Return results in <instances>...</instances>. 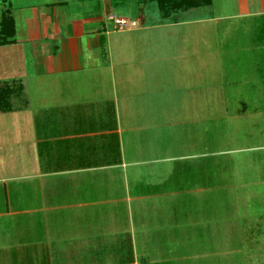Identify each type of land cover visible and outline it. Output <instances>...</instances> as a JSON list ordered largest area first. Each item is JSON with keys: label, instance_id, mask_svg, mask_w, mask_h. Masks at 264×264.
<instances>
[{"label": "crops", "instance_id": "obj_1", "mask_svg": "<svg viewBox=\"0 0 264 264\" xmlns=\"http://www.w3.org/2000/svg\"><path fill=\"white\" fill-rule=\"evenodd\" d=\"M178 1L11 0L16 31L0 46V81L22 103L0 111V187L16 184L15 205L0 204V264H215L233 252L178 245L188 239L184 207L180 190L165 186L178 156L164 133L177 101L151 106L144 95L165 75L150 67L158 59L147 54L148 35L178 27L171 19L202 0ZM242 1L241 18H264V0ZM152 3L169 22L147 24ZM243 52L242 73L258 62ZM24 239L26 251L11 254Z\"/></svg>", "mask_w": 264, "mask_h": 264}, {"label": "rangeland", "instance_id": "obj_2", "mask_svg": "<svg viewBox=\"0 0 264 264\" xmlns=\"http://www.w3.org/2000/svg\"><path fill=\"white\" fill-rule=\"evenodd\" d=\"M10 2L0 0V25L11 12ZM201 2L205 4L171 19L183 21L178 27L148 35L151 47L148 45L147 54L158 59H151L150 67L165 75L158 74L156 83H150V91L144 94L146 102L162 107L177 101L164 122L167 152L178 156V161L168 163L173 174L165 186L180 190L176 200L184 207L180 210L183 237L188 238L177 243L194 254L233 250L221 257V263L214 256L215 264H241V257L246 264H264V18H241L242 0H214L213 6ZM152 8L155 16L147 24L166 23L156 3ZM243 42L256 50L253 46L243 52ZM242 52L244 58L258 61L249 66L253 62L244 60L247 68L243 65V73ZM159 82L165 86L153 88ZM8 86L0 81V88ZM174 88L183 93L172 94ZM172 97L175 100L170 101ZM20 103L19 98L10 104ZM3 151L10 152L8 146ZM15 185L13 182L8 192L0 187V204L15 205ZM55 196L57 203L63 201L58 193ZM25 199L22 197V206L29 202ZM16 243L25 246L13 248L10 253L14 255L25 252L29 240ZM256 250L257 256L249 254Z\"/></svg>", "mask_w": 264, "mask_h": 264}, {"label": "trees", "instance_id": "obj_3", "mask_svg": "<svg viewBox=\"0 0 264 264\" xmlns=\"http://www.w3.org/2000/svg\"><path fill=\"white\" fill-rule=\"evenodd\" d=\"M203 4L205 3H202V2L199 3L200 6ZM15 31H16L15 20L11 12L10 14L6 13L4 18H2L1 25H0V46L6 45L12 42L11 38L14 37ZM102 41L104 43V39ZM13 92H14V87H11L10 85L8 87L0 88V111L10 108L11 106L10 97Z\"/></svg>", "mask_w": 264, "mask_h": 264}, {"label": "built area", "instance_id": "obj_4", "mask_svg": "<svg viewBox=\"0 0 264 264\" xmlns=\"http://www.w3.org/2000/svg\"><path fill=\"white\" fill-rule=\"evenodd\" d=\"M117 24L119 25V27H122L123 25H125L127 22L125 20L122 19H117Z\"/></svg>", "mask_w": 264, "mask_h": 264}]
</instances>
